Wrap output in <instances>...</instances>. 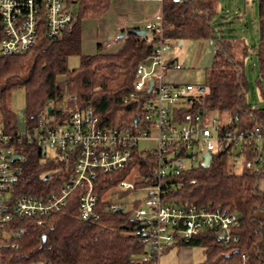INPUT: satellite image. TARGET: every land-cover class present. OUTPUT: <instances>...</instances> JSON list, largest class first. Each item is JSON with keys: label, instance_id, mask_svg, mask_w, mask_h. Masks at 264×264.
<instances>
[{"label": "trees", "instance_id": "trees-1", "mask_svg": "<svg viewBox=\"0 0 264 264\" xmlns=\"http://www.w3.org/2000/svg\"><path fill=\"white\" fill-rule=\"evenodd\" d=\"M113 1L65 0L66 6L75 11V20L68 32L57 39L40 33L36 43L24 53L0 58V128L3 132L16 137L20 130L9 104L11 92L16 88L25 92L28 129L41 113L59 122L69 115L67 107L71 104L75 106L73 110L91 106L94 114L107 125L131 123L140 113L139 103L124 102L123 98L132 91L136 61L154 52L157 34L147 32L139 36L130 32L136 27L127 28L126 35L118 39L120 45L115 51L105 50L97 43L94 53L81 52L82 20L99 18ZM216 2L164 0L162 4L163 37L167 42L215 41L211 61L204 68L201 85L205 89L197 91L192 103L180 111L216 112L220 117L234 120L232 129L264 125V108L254 107L247 100L243 59L236 57L234 39L218 22ZM256 2L259 39L250 50L256 54L258 64L256 89L264 99V0ZM247 52L248 46L243 44L242 55ZM72 55L79 56L76 68L68 66ZM16 153L20 157L12 162L11 195L14 198L20 194L56 192L72 174L73 159H69L68 164L49 159L41 149L25 142L16 146ZM153 160L152 154L141 157L140 152L134 150L132 159L123 168L105 173L97 171L93 186L97 196L96 220H84L80 216V187L71 192L61 210L43 217L41 223L36 216L14 217L10 228L18 236L13 238L14 247L8 245L0 249L1 264H151L142 261L146 250L134 233L137 223L127 211L106 210L109 199H104L103 195L133 170L137 179L152 173ZM229 164L232 163L226 153L219 151L212 155L207 166L200 161L197 166H187L179 175L167 176L169 186L163 195L167 201L185 207L228 209L239 219V225L230 230L228 242L214 230L207 229L192 235L188 241H177L175 246L200 247L204 260L198 264H264V190L259 186L260 179H264V166L254 169L243 166L235 173ZM61 165L64 167L60 170ZM144 184L137 180L135 185Z\"/></svg>", "mask_w": 264, "mask_h": 264}, {"label": "built area", "instance_id": "built-area-1", "mask_svg": "<svg viewBox=\"0 0 264 264\" xmlns=\"http://www.w3.org/2000/svg\"><path fill=\"white\" fill-rule=\"evenodd\" d=\"M153 1L158 3L159 12L145 21L143 28L157 34L155 49L136 61L132 91L123 98L124 102H137L140 106V113L131 123L107 125L91 106H84L67 108L69 115L59 122L41 113L31 128L25 126L16 137L0 128V249L15 246L13 238L18 233L10 228L14 217L36 216L41 223L43 217L61 210L77 187L82 189L78 199L81 218L96 220L97 196L93 186L97 171L123 168L132 159L134 150L141 157L154 156L152 173L137 179L134 170L131 171L106 196L109 199L106 210L115 212L122 207L126 211L125 204L132 207L127 212L137 223L134 233L146 250L142 261L159 264L160 256L177 241H188L207 229L223 235L224 242L231 239L230 230L239 225L234 212L209 206L185 207L167 201L163 197L169 186L166 178L179 175L187 167V160L193 166L197 156L200 162L204 153H209L212 159L219 151H224L228 158H243L247 169L263 167L264 125L232 129L234 120L230 117H215L211 111H180L192 103L196 97L193 92L201 84L166 80V73L183 67L167 56L176 45L163 37L164 0ZM74 20L75 11L66 6L65 0H0V58L24 53L36 43L40 33L52 39L61 38ZM151 80L153 84L148 91ZM23 142L41 149L49 159L66 164L73 159L72 174L58 191L12 197V157L17 155L16 146ZM137 180L145 184L137 187ZM127 191V195L120 196Z\"/></svg>", "mask_w": 264, "mask_h": 264}, {"label": "rangeland", "instance_id": "rangeland-1", "mask_svg": "<svg viewBox=\"0 0 264 264\" xmlns=\"http://www.w3.org/2000/svg\"><path fill=\"white\" fill-rule=\"evenodd\" d=\"M134 3V0H114L108 11L99 18L83 19L81 26H83L82 40L85 50L81 49V52L92 53L95 50L97 41L101 40L107 42L110 38L109 33L116 30L118 25L122 26L125 21L130 20L131 15L135 12L132 10ZM216 5L218 22L223 24V29L226 34L234 39L233 49L236 57L238 59H243V70L248 82L246 93L247 100L254 107L264 108V99L259 95L255 85L259 74L257 58L256 54H252L250 50V48L258 43L259 39L257 2L256 0H217ZM158 12L159 8L157 9V13ZM126 29L127 28H123L124 31H126ZM118 39L121 38H117V40ZM186 41L188 40H185L182 47L175 44L176 48L172 50V52L177 53L178 55L188 53L186 65L191 68V70L199 69L203 64L202 68L205 67L207 64V57L204 60L202 57V49L205 41L196 40V43L194 44ZM117 44L119 45L120 43L118 42ZM243 44L248 46V52L245 56L242 55ZM178 59L182 62L181 58ZM78 65V55H72L68 58L69 68H76ZM197 88L198 87H196V89ZM197 93V90L193 92L194 95ZM64 101L65 100H63L61 104H63ZM9 104L16 116L19 129H24L26 125L25 92L22 88H16L11 92ZM68 107L72 109L75 106L71 104L68 105ZM211 113L215 117H220L216 112ZM228 159L230 163H232L229 164L231 171L235 173L240 172L243 168V158L231 157ZM198 163L199 156L196 157V160L192 165L197 166ZM186 165L191 166V162L187 160ZM259 186L264 190V179H260ZM109 191H114V187ZM108 194L110 193L108 192L107 195ZM106 196L104 194L103 198L105 199ZM130 207V205L125 204L126 211L130 210ZM188 249V251H190V254H188L189 259L192 264H198L204 260V254L200 247L190 246ZM179 259L180 255L177 253V248L174 247L160 256L159 264H179Z\"/></svg>", "mask_w": 264, "mask_h": 264}, {"label": "crops", "instance_id": "crops-1", "mask_svg": "<svg viewBox=\"0 0 264 264\" xmlns=\"http://www.w3.org/2000/svg\"><path fill=\"white\" fill-rule=\"evenodd\" d=\"M135 3L132 7V10H134V14L131 15L130 20H127L123 23L122 26H117L116 30L112 31L111 33H109V40L107 42L104 41H97V43H101L104 46L105 50H109V51H115L119 45L118 40H117V35L119 34V31H121V29L123 28H134V27H140L143 28L144 27V23L145 21H147L149 18H151L152 16H154L157 13V9L159 8V5L156 1L153 0H134ZM83 26H81V49L85 50V46L83 43ZM97 40V39H96ZM204 47L202 49V57L203 60L206 59L207 57V64L205 67L196 70H191V68H189L186 65L187 59H188V53L185 54H177L174 52H170L167 54L168 57L172 58V60L174 62H177L179 64L182 65V69L181 70H177V71H170L165 75V78L168 82H172V83H193V84H201L203 82L204 79V68H206L210 61H211V57L214 51V47H215V41L211 40V39H206L204 40ZM185 40L180 41L177 44V46L182 47L184 44ZM188 43H196V40L194 39H190L188 41H186ZM95 45V50L96 51L97 47ZM92 52V53H94ZM84 53V52H83ZM90 54V52H85ZM181 58L182 62L178 59ZM177 248V253L178 255H180V259H179V264H192L191 260L189 259V255L190 254L188 251L190 248V246H172L171 248H169L167 251H169L172 248ZM166 251V252H167Z\"/></svg>", "mask_w": 264, "mask_h": 264}, {"label": "water", "instance_id": "water-1", "mask_svg": "<svg viewBox=\"0 0 264 264\" xmlns=\"http://www.w3.org/2000/svg\"><path fill=\"white\" fill-rule=\"evenodd\" d=\"M130 32H132V33H134V34H136V35H139V36H143V35H145V34L147 33V31H146L145 28H140V27H138V28H134V29H130ZM125 35H126V31H123V32H121V33L117 36V38H123ZM152 84H153V81L151 80V81L149 82V89H148V91H150V89H151V87H152ZM204 89H205V87H204L203 85H199L198 88H197V91L202 92V91H204ZM50 109H51V107L49 106V107L47 108V112H48V113L50 112ZM202 158H203V165H206V166H207V165L210 164L211 156H210L209 153H204L203 156H202ZM14 159H19V156H18V155H14V156L12 157V160H14ZM47 177H48V176H46L45 178H47ZM117 211H123V208H122V207H118V208H117ZM222 236H223V235H221V237H222Z\"/></svg>", "mask_w": 264, "mask_h": 264}]
</instances>
